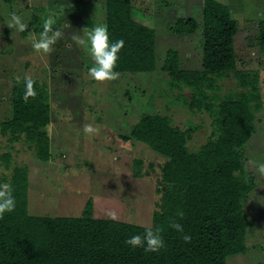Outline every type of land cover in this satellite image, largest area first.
Here are the masks:
<instances>
[{
    "label": "trees",
    "instance_id": "1",
    "mask_svg": "<svg viewBox=\"0 0 264 264\" xmlns=\"http://www.w3.org/2000/svg\"><path fill=\"white\" fill-rule=\"evenodd\" d=\"M167 2L174 4L173 0ZM133 10L132 0H106L109 41H124L115 71L127 76L158 70L160 80L168 87L189 88L188 106L208 113L211 133L199 149L191 151L188 142L195 127L174 126L159 109H144L136 121L119 128L124 140L144 141L165 156L160 165L159 209L149 226L95 217L91 201L79 216L31 214L27 165H13L10 176L3 173L0 177V184L12 186L16 200L15 210L0 219V264H226L229 255L251 249L246 236L256 223L247 213L246 201L257 188L255 169L264 163V149L257 156L248 153L258 136L256 122L264 123V116L259 71L238 67L237 20L227 4L204 0L203 67L187 69L180 64L179 51L172 47L158 65L155 30L134 19ZM33 14V27L41 33L38 13ZM197 26L194 17H179L170 30L175 34L193 33ZM28 28L24 34L30 32ZM258 28V43L264 51V17H259ZM93 65L94 61H85L87 70ZM224 77H235L240 89L219 93ZM31 78L37 97L25 103V77L14 80L11 115L1 120V132L9 145L29 141L36 156L48 161L53 156L49 135L51 95L45 81ZM147 104L151 106L152 102ZM261 145L264 148V143ZM2 158L5 168L10 169L11 152L6 151ZM134 162L141 175L143 160ZM178 210H183V219L177 217ZM170 219L183 225L184 233L192 237L190 243L170 227ZM156 227L162 228L165 241L159 253L132 250L125 243L131 236H143L147 228Z\"/></svg>",
    "mask_w": 264,
    "mask_h": 264
},
{
    "label": "rangeland",
    "instance_id": "2",
    "mask_svg": "<svg viewBox=\"0 0 264 264\" xmlns=\"http://www.w3.org/2000/svg\"><path fill=\"white\" fill-rule=\"evenodd\" d=\"M167 1L170 0H132L133 18L155 30L158 65L172 47L179 51L183 68L203 67L204 0H173L174 4ZM219 1L230 7L237 20L238 67L259 71L264 116V51L257 39L264 0ZM91 2L0 0V122L11 115L14 80L37 77L45 81L51 95L49 135L53 152L51 159L44 161L36 156L29 141L9 145L0 126V177L3 173L10 176L13 165H27L29 212L34 215L79 216L91 201L95 217L110 218L108 213L114 211L118 220L149 226L159 209L160 165L165 156L144 141L124 140L119 128L136 121L144 109H159L169 116L172 125L182 129L195 127L188 144L191 151H196L211 133V118L207 112L191 110L186 96L190 89L168 87L160 80L158 70L154 74L119 75L117 80L107 83L91 78L85 67V61H93L91 55L71 39L73 34L86 37L96 26L105 25L106 0H94L92 6ZM34 11L39 14V25L43 26V21L51 17L55 20L54 29L64 32L50 55L39 54L32 47L40 35L32 24ZM12 14L19 16L30 32L10 29L7 22ZM179 17H194L197 29L193 33H173L170 26ZM239 89L235 77H224L218 92ZM87 124L100 131L85 134ZM256 127L258 136L251 144L249 156H257L264 149V123L258 120ZM6 151L13 157L10 169L5 168L2 158ZM135 159L143 160L141 175L137 174ZM255 173L258 185L246 201L247 213L256 223L246 236L252 247L245 253L229 255L226 264L264 262V178L259 176L257 167Z\"/></svg>",
    "mask_w": 264,
    "mask_h": 264
},
{
    "label": "clouds",
    "instance_id": "3",
    "mask_svg": "<svg viewBox=\"0 0 264 264\" xmlns=\"http://www.w3.org/2000/svg\"><path fill=\"white\" fill-rule=\"evenodd\" d=\"M55 20L51 17L43 21V30L39 38L34 40L32 47L39 54L50 55L54 51V45L62 39L64 32L59 29H54ZM10 29L17 31H25L27 25L22 22L21 18L16 14H12L10 20L7 22ZM71 39L78 45L84 47L91 55L94 65L89 68V76L100 83H107L117 80L119 73L115 71L117 62L119 60L118 53L124 46L123 40H118L110 43L109 34L106 25L96 26L86 37L73 34ZM35 81L31 77H25V92L23 100L28 103L30 98L35 100L38 93L34 87ZM83 131L87 135L98 133L100 129L91 124L84 126ZM257 172L260 177L264 178V163L257 166ZM16 208V200L13 195L12 186L8 183L0 184V219L5 213H11ZM109 217L116 220L117 214L114 211L108 213ZM177 217L183 219V210H178ZM169 225L172 229L182 233V239L185 243H190L192 237L184 233L183 225L175 219L169 220ZM162 228L156 227L147 228L144 235L136 234L128 238L125 243L131 247L132 250L143 248L146 253H159L165 248V241L162 235Z\"/></svg>",
    "mask_w": 264,
    "mask_h": 264
}]
</instances>
